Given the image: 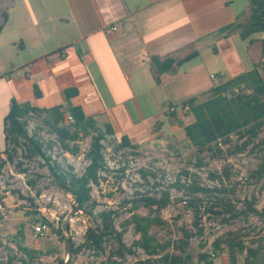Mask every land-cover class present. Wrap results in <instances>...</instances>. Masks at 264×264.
Wrapping results in <instances>:
<instances>
[{
  "label": "crops",
  "instance_id": "1",
  "mask_svg": "<svg viewBox=\"0 0 264 264\" xmlns=\"http://www.w3.org/2000/svg\"><path fill=\"white\" fill-rule=\"evenodd\" d=\"M250 10V0H0V149L13 100L80 107L139 147L187 138L194 118L182 106L262 62L264 33H221ZM155 58L178 64L161 73Z\"/></svg>",
  "mask_w": 264,
  "mask_h": 264
},
{
  "label": "rangeland",
  "instance_id": "2",
  "mask_svg": "<svg viewBox=\"0 0 264 264\" xmlns=\"http://www.w3.org/2000/svg\"><path fill=\"white\" fill-rule=\"evenodd\" d=\"M215 82L216 85L220 84L219 80ZM44 119L45 116H32L27 130L30 136L43 145L49 163H57L67 172L84 174L89 165L86 155L91 138L78 143L70 142L72 149L79 150L73 155L62 148ZM183 135L181 132L177 140L147 147L122 149H118L119 143L111 145V139L108 138L104 143L107 170L101 174L100 185L93 186L96 204L94 219L99 221V214L103 211H116L118 216L115 225L122 231V224L132 217V213L161 217L167 224L163 227L154 226L150 231L160 244L180 237V229L183 228L197 233L193 211L182 202L186 200L185 192L176 187L191 183L186 173L195 175L193 177L201 187L226 190L225 194L215 192L212 195H200L205 203L209 202V197L214 200L218 195L232 200L237 210H240L243 208L242 201L255 197L258 208L264 207V175H255L264 160V128L243 152L229 154V149L233 150L245 141L235 140L234 137L231 145H223L224 154L216 158L208 152L199 153L187 138L183 139ZM6 152L12 154L13 161L8 160ZM2 154L6 164L0 170V264L7 263L8 258L14 256L18 258L15 264H22L19 261L21 258L26 260V264H135L145 260H150L151 264H162L157 261L172 251L168 249L161 255H149L134 247L135 254H127L122 258L114 255L118 244L111 238L104 243L102 254L90 249L70 254L69 242L62 236L70 239L76 248L85 241L86 231L93 224V219L75 210L73 197L57 185L46 158L29 156L23 140L18 145L10 141ZM212 175L217 178L213 179ZM166 191L171 194L172 204L159 216L155 210L135 208L134 204L128 203L143 195L160 197ZM215 211L222 210L215 208ZM43 219L51 225L44 223ZM226 219L230 222H225ZM37 225H46L44 236L35 237ZM199 227L203 232L192 239L189 249L195 256L201 251L212 249L217 239L235 232L247 237L250 247L262 246L264 258V220L258 216L232 219L224 211L221 215L209 213L203 216ZM138 239L140 235L136 234L133 226L128 227L123 238L125 245L131 247ZM20 246L28 249L30 255ZM216 258V264H230L227 253Z\"/></svg>",
  "mask_w": 264,
  "mask_h": 264
},
{
  "label": "trees",
  "instance_id": "3",
  "mask_svg": "<svg viewBox=\"0 0 264 264\" xmlns=\"http://www.w3.org/2000/svg\"><path fill=\"white\" fill-rule=\"evenodd\" d=\"M250 3L249 20L244 24L226 27L221 31L222 34L233 28L239 31L243 39L264 33V0H250ZM3 27L4 23L0 25V32ZM155 63L161 73L172 70L178 64L174 59L160 60L159 58H155ZM74 94H76L75 90L66 91L67 100L69 101ZM202 97L203 99L193 98L182 106L187 107L194 118L192 124L185 126V134L189 142L199 153L208 152L212 154L213 158H216L224 154L223 145H231L235 137V140L245 141L241 146L236 145L233 150L229 149V154L243 152L264 128V46L262 62L259 66L235 78L220 81V84ZM32 116H45V123L57 136L62 148L73 155H76L79 150L78 148L72 149L69 145L70 142L78 143L82 139L91 138V145L86 155L89 165L84 174L77 175L67 172L62 169L61 165L49 163L50 159L46 157L43 145L28 133L27 125ZM5 131L7 143L12 141L18 145L23 140L29 156L46 158L57 185L73 197L76 204L75 210L81 211L93 219V224L86 231L85 241L76 248L70 239L62 236L69 242L70 254L78 253L84 249L102 254L104 243L112 238L118 244L114 255L122 258L127 254H135L133 248L136 247L149 255H161L168 249H172L157 261L162 264H216V256L223 253L229 255L230 264H264L262 246L250 247L246 240L247 237L235 232L217 239L213 243L212 249L201 251L196 256L189 251L192 239L203 232L199 226L205 214L221 215L224 211L230 214L232 219L248 218L250 215H254L264 220V207L258 208V201L255 197L242 201L243 208L240 210H237L232 200L218 195L214 197V200L211 199L213 197H209V202L205 203L200 195H212L215 192L225 194L226 190L218 188L211 190L201 187L193 177L195 175L190 173H186V176L190 177L191 183L183 186L176 185V187L185 192L186 200H182V202H185L187 207L193 211L197 233L183 228L180 229V237L174 241L160 244L150 231L154 226L163 227L167 224L161 217L140 216L137 213H132V217L122 224V231H119L115 225L118 216L116 211H103L99 214V221H96L93 217L96 205L93 199V186L100 185L101 174L107 170L104 143L110 138L111 145L119 143L118 149L136 148L137 145L132 144L128 137L116 138L111 125L101 128L97 120L88 117L80 107L57 106L51 109H40L30 103H19L17 100H13L5 120ZM115 149L117 150V148ZM3 151L0 149V170L6 164L2 157ZM6 155L10 162L14 160L11 153L6 152ZM255 175L259 177L264 175V160ZM226 176L230 177L228 173ZM212 178L216 179L217 176L212 175ZM128 203L134 204L135 208L145 207L155 210L159 216L164 209L172 204V197L166 191L160 197L143 195ZM215 208H220L222 211H215ZM43 221L51 225L46 219ZM225 222L229 223L230 220L226 219ZM130 226H133L136 234L140 235V239L136 240L133 246L127 247L123 238ZM20 248L30 255L28 249L22 246ZM17 259L16 256L9 257L5 264H15ZM19 261L26 264V260L23 258ZM135 264H151V261H138Z\"/></svg>",
  "mask_w": 264,
  "mask_h": 264
},
{
  "label": "built area",
  "instance_id": "4",
  "mask_svg": "<svg viewBox=\"0 0 264 264\" xmlns=\"http://www.w3.org/2000/svg\"><path fill=\"white\" fill-rule=\"evenodd\" d=\"M176 109L172 108L170 112H174ZM46 225H37L35 227V237H42L45 235ZM230 263V260H229Z\"/></svg>",
  "mask_w": 264,
  "mask_h": 264
}]
</instances>
